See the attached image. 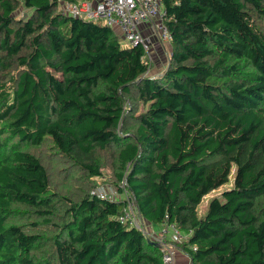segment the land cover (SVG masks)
<instances>
[{
  "label": "trees",
  "instance_id": "1",
  "mask_svg": "<svg viewBox=\"0 0 264 264\" xmlns=\"http://www.w3.org/2000/svg\"><path fill=\"white\" fill-rule=\"evenodd\" d=\"M64 1L0 0V264H163L92 194L105 152L146 221L192 232V264H264V0H162L161 76ZM46 143L73 191L29 150Z\"/></svg>",
  "mask_w": 264,
  "mask_h": 264
},
{
  "label": "built area",
  "instance_id": "2",
  "mask_svg": "<svg viewBox=\"0 0 264 264\" xmlns=\"http://www.w3.org/2000/svg\"><path fill=\"white\" fill-rule=\"evenodd\" d=\"M59 11L73 18L102 21L106 26L114 29L127 46H141L145 52L144 60L151 59L150 49L151 47L155 49V42L165 47L170 46L168 55L171 54L172 36L164 24L166 9L162 0L64 1L60 3ZM98 177L100 176L95 179L98 180ZM92 194L110 201H124L123 210L118 216L119 222L139 230L147 240L161 244L159 249L163 264H179L176 250L179 249V244L188 241L191 231L184 232L166 221L156 229V224L146 221L140 215L136 199L128 189L126 180H122L116 186L97 184ZM193 250H196V247H193ZM187 257L192 264L189 256Z\"/></svg>",
  "mask_w": 264,
  "mask_h": 264
},
{
  "label": "rangeland",
  "instance_id": "3",
  "mask_svg": "<svg viewBox=\"0 0 264 264\" xmlns=\"http://www.w3.org/2000/svg\"><path fill=\"white\" fill-rule=\"evenodd\" d=\"M257 21L260 27L264 29V22L260 19H258ZM124 45L127 46L125 43ZM169 52H170V46L165 47L162 44L155 42V50L152 47L150 49L151 59H145L151 64L149 75L155 76V75H159L164 72L168 64V57H169L168 53ZM29 150L35 153L36 155H38L41 158V160L47 165V167L49 168V171L51 172L53 176V179L55 180L56 190L64 194H66V192L68 191L74 190L73 185H76L77 183L73 181L72 179L69 180L65 177V170L60 171V169L64 166H60L58 164L60 161L59 159H57L56 162L52 160V155H50L52 149L49 144L46 143L41 148L31 147ZM99 155L102 161L104 162V166L102 167V175L98 177V180L94 179L91 181H95L96 184H106L110 186H116L117 184H119L120 181L116 183V178H115L114 171L112 168L113 158L110 152L99 153ZM234 170L235 169H233V171ZM231 185H232V182L230 184L222 186L218 190H215L211 194H209L204 199L202 204L200 205L199 210L201 214L206 212L207 206L212 199L219 197L221 193L225 191L226 189L230 188ZM155 227L158 228L157 225ZM45 250L47 252H41L40 255L44 253H48L51 250V246L48 245L45 248ZM189 264H191L190 261H189Z\"/></svg>",
  "mask_w": 264,
  "mask_h": 264
},
{
  "label": "crops",
  "instance_id": "4",
  "mask_svg": "<svg viewBox=\"0 0 264 264\" xmlns=\"http://www.w3.org/2000/svg\"><path fill=\"white\" fill-rule=\"evenodd\" d=\"M156 225L158 226V228H156V227L155 228L159 229L160 228V224H156ZM176 254H177L176 256L178 258V263L179 264H188V262H189L188 257L185 254H183L179 249L176 250Z\"/></svg>",
  "mask_w": 264,
  "mask_h": 264
},
{
  "label": "water",
  "instance_id": "5",
  "mask_svg": "<svg viewBox=\"0 0 264 264\" xmlns=\"http://www.w3.org/2000/svg\"><path fill=\"white\" fill-rule=\"evenodd\" d=\"M161 75H162V73L159 74V76H161ZM148 242L151 243V244H153L154 246H156V247H158V248H161V244H159V243H155V242H152V241H150V240H148Z\"/></svg>",
  "mask_w": 264,
  "mask_h": 264
}]
</instances>
